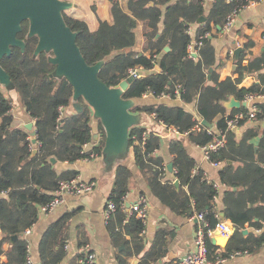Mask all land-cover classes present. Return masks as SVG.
<instances>
[{
	"label": "trees",
	"instance_id": "trees-1",
	"mask_svg": "<svg viewBox=\"0 0 264 264\" xmlns=\"http://www.w3.org/2000/svg\"><path fill=\"white\" fill-rule=\"evenodd\" d=\"M242 2L215 0L206 15L204 0H127L126 7L122 0H111L112 23L101 22L95 32H91L86 23L72 20L63 13L67 25L78 33L77 45L86 62L89 65L101 63L98 75L109 87L126 80L131 68L146 72L144 77L130 83L122 94L124 99H141L144 95L154 99L168 95L176 99V90L181 84L183 103H195L197 116L184 106L165 103L132 108V111L155 115L157 122L179 132L169 141L174 178H167L165 160L156 154L161 148V140L155 132L134 126L130 129L129 145L141 171L150 173L148 183L153 194L187 217L202 214L209 229H214L220 222L213 209L218 190L197 168L185 139L205 147L216 137H225L224 146L211 152L210 160L222 163L220 178L229 186L224 198L226 217L236 230L224 252L208 242V257L213 263L236 253L256 254L264 247V231L255 233L264 228V101L255 103L258 110L254 118L250 116L248 105L231 111L224 105L231 97L242 103L249 94L264 97V53L251 58L246 65L243 64L245 54H242L237 61L238 77L221 81L217 69L222 65H217L211 38L212 25L224 27L227 17ZM201 17H206L207 21L200 25L194 39L189 28ZM144 20H148L151 28L147 33L149 47L139 54L133 48L136 30ZM162 20L164 26L160 32ZM29 29L30 21H23L18 38L24 45L13 47L12 54L0 60L14 86V94L7 95L0 83V192L5 193L0 199V264H26L29 255L26 231L37 222L40 209L52 201L60 182L78 178V171L73 169L58 172L51 159L68 163L84 159L90 155V152H81L87 143H93L92 151L100 155L106 142L100 120V138L95 140L91 126L93 111L82 98L79 102L84 105V110L81 113L73 110V86L65 77L56 75V66L50 62L52 52L36 53L39 37L29 36ZM195 41L201 45L196 46L197 57L193 58L189 46ZM167 46L170 50L166 52ZM252 46L253 42L249 41L245 49ZM210 68L213 72L208 80ZM254 71L259 72L260 82L249 88L240 87L244 76ZM15 103L34 121L36 148L32 143V131L14 124ZM61 107L72 111L61 118ZM239 115H242L241 127L247 122L256 123L244 126L241 137L229 126V121ZM200 120H207L213 128L202 124L200 130L195 129ZM256 138H259L258 144L253 142ZM34 149L37 153L33 155ZM132 175L126 165L117 166L110 199L119 208L110 217L108 226L115 238L119 237L118 229L122 227L132 238L126 243L127 254L139 256L144 249L141 233L145 226L120 207L125 203ZM175 180L179 181V188L175 186ZM68 218L66 215L56 221L43 236L40 245L42 264H55L64 257L62 230ZM246 225L253 230L245 236L242 230ZM13 236L17 238L11 242ZM161 240L162 245L149 257H165L166 249L163 248L167 241ZM5 244H9L7 249ZM2 257L7 261H2Z\"/></svg>",
	"mask_w": 264,
	"mask_h": 264
},
{
	"label": "crops",
	"instance_id": "crops-1",
	"mask_svg": "<svg viewBox=\"0 0 264 264\" xmlns=\"http://www.w3.org/2000/svg\"><path fill=\"white\" fill-rule=\"evenodd\" d=\"M62 1L69 4V7L64 11L66 17L86 23L91 32L97 31L103 21L112 23L110 12L111 0ZM122 1L124 7H126L127 0ZM173 1L175 2L177 0ZM214 2L215 0H204L206 15L211 11ZM237 20H240L241 22L238 26H236ZM237 20L230 33L225 32L224 27L220 25H212L211 28V38L212 44L216 49L217 65H222V68L217 69L221 81L226 80L229 77H238V73L236 72L237 61L242 54H245L243 64L246 65L251 58L260 56L264 53V0L255 7L244 8L240 12ZM206 21L207 18L202 23H198L197 21V23L189 28V34L194 39L197 32L200 30V25ZM163 26L162 20L159 26L160 32H162ZM150 30L151 28L148 20L139 23L136 30V44L133 48L135 52L139 54L145 53L148 49L149 39L147 33ZM249 41L253 42V46L250 49H245V44ZM238 48L243 49L239 57L235 55V51ZM262 72H264V70ZM211 73L209 72L210 75ZM145 75L146 72L141 70V78ZM259 82V72L254 71L244 76L240 87L249 88L253 84ZM11 93L13 94L14 92L11 90ZM230 99L226 102H229ZM131 100L134 101V106H144L153 103L184 106L187 111L197 116L195 103L184 104L180 96L176 97V99H171L170 96L163 95L154 99V97L150 95H144L141 99ZM260 101H264V97H262ZM73 110L76 111L74 108ZM227 110L231 111L233 109L227 108ZM69 111H72L71 108H65V114L69 113ZM13 113L15 117L14 124L16 126L25 127L27 124L33 123L34 129V121L20 105L15 103ZM65 114L63 116H65ZM132 115L134 116L136 126L145 127L148 132L153 131L159 136L161 140V148L156 154L164 158L166 167L169 163H173V157L169 152V141L175 135H178L179 132H174L168 129L163 123L157 122L155 117L151 114L149 115L142 111H132ZM92 116L94 117V115ZM200 121L202 123L203 120ZM252 124L256 123L251 121L247 122L244 126L247 127ZM91 126L94 135H97L95 140H98L100 138L98 119L93 118ZM244 126L241 127L240 123L236 126L240 130V134H237L235 131L238 137H241L243 128H245ZM262 126H264V123H262ZM33 129L31 130L32 143L34 148H36L37 139L35 136V130ZM33 139H36V143L33 142ZM185 140L187 141L188 152L194 158L197 168L202 170L204 177L209 182H213L217 187L218 194L215 198V206L213 209L218 215L220 222L226 223L231 227L232 235L236 228L226 217L224 198L225 193L229 190V186L224 184L220 178L222 163H220L219 166L213 165V163L205 158L203 147L196 145L187 139ZM253 142L258 144L259 138L254 139ZM93 146V143H87L82 147L81 152H90V155L92 153L96 154L92 151ZM90 155L84 159L77 160L74 163L57 162V160L55 163L52 162L55 164L58 172L65 169L76 170L79 173L78 178L80 180L86 182L93 181L96 183V188L87 194L67 196L61 205L51 211H43L42 208L40 209L38 220L31 228V233H25L29 242V255L32 257L34 264H42L40 258V245L43 236L56 221L66 215H69V218L62 230L63 238L65 240L64 257L55 264H77L78 260L83 258V249L85 248L86 251H92L96 254V264H133L135 260H137L136 264H181L182 259L185 256L195 251V232L198 221L191 219L184 214L178 213L164 204L159 197L153 194L148 183L150 173H144L141 171L140 167L134 160L132 149L125 150L123 153L118 154L121 156L117 157L111 156L115 154H104V152L100 155L96 154L93 158H91ZM119 164L126 165L133 173L129 183V191L125 196V209L127 212L129 210L127 204L132 206L137 202L141 195H144L148 201L149 217L147 223L144 224L145 230L141 233L144 249L139 256L127 254L128 248L126 243L132 239L131 236L126 234L125 230L121 227L118 229L119 237L115 238L108 226L110 218L106 217L105 210L113 193V188L115 186V172ZM230 164H233V162H230ZM174 172L175 169L173 164V172L168 170L167 178H174ZM176 182H178V185ZM174 184L176 187H180L178 180H175ZM4 196L5 193L0 192V199ZM243 230H248L249 234L253 229L246 225V228ZM262 231H264V228L257 229L255 233L260 234ZM248 234L244 235L246 236ZM219 235L224 236L222 233ZM231 235L228 237L225 236L228 239L225 246L219 243L220 246L218 247L221 248L222 252L225 251ZM161 239L167 241L163 248L166 249L165 257L161 259L149 257V254L155 248L162 245ZM221 239L225 238L221 237ZM11 242H13L12 239ZM4 247L7 249L9 244H5ZM2 261L6 262V257H2ZM216 264H264V247L259 253L233 254V257L231 255L226 261Z\"/></svg>",
	"mask_w": 264,
	"mask_h": 264
},
{
	"label": "water",
	"instance_id": "water-1",
	"mask_svg": "<svg viewBox=\"0 0 264 264\" xmlns=\"http://www.w3.org/2000/svg\"><path fill=\"white\" fill-rule=\"evenodd\" d=\"M69 7V4L62 0H0V60L4 56L12 54L13 47H21L24 42L18 38L22 30V23L25 20L30 21L29 36L37 35L39 37L36 53L41 51L52 52L50 62L56 66V75L65 77L74 88L73 108L81 113L84 105L79 103L82 98L92 109L94 117L101 121L106 133V142L103 149L104 154H115L112 157L121 156L125 150H131L129 145L130 129L135 125V119L132 115L134 101L124 99L122 94L134 81L135 76H129L115 87H109L99 78V69L101 63L89 65L79 46L77 45L78 33L74 32L66 23L63 13ZM206 20L201 17L198 23ZM237 20V25H240ZM170 48L166 47L165 51ZM243 51L238 48L235 51L237 57ZM158 69V67H157ZM213 68L209 69L211 73ZM211 79V75H208ZM0 83L13 90L14 86L6 70L0 64ZM229 109L246 106L244 102L231 97L229 102L224 104ZM202 123L208 128L212 124L203 120ZM28 130L33 129V123L25 126ZM237 134H240L238 127L234 128ZM97 137V135H94ZM36 143V139H33ZM37 153L34 149L33 155ZM56 162L55 158L51 159ZM167 168L173 172V163H169ZM178 185V182H176ZM130 207V204H127ZM243 234H248V230H243ZM219 231L211 237L210 242L214 246H220L217 241ZM17 236L12 237L14 241ZM137 260L133 264H136Z\"/></svg>",
	"mask_w": 264,
	"mask_h": 264
},
{
	"label": "built area",
	"instance_id": "built-area-1",
	"mask_svg": "<svg viewBox=\"0 0 264 264\" xmlns=\"http://www.w3.org/2000/svg\"><path fill=\"white\" fill-rule=\"evenodd\" d=\"M238 0H226L228 3L236 2ZM242 4L239 3V5L232 11V13L227 17V20L224 25V30L227 33L232 32L236 20L240 14V12L247 7H255L257 6L262 0H243ZM201 45V43L195 42L192 45L189 46V52L191 57L196 58L197 57V50L196 46ZM130 76H135V78L141 77V69L131 68L129 70ZM181 88L182 85L180 84L176 90V95L180 96L181 94ZM263 96L255 95V94H249L245 98V103L250 107V116L252 118L255 117L257 112V107L255 106V103L262 99ZM65 114V108H60V117L62 118ZM155 117V115H153ZM242 120V115L237 116L235 120L229 121L230 127H236L239 125L240 121ZM201 121L197 124L195 129L200 130L201 129ZM166 126V125H165ZM174 132H177L175 129H170ZM225 143V137L218 136L216 137L211 143L203 147L205 151V158L207 160H210V153L217 151L219 148L224 146ZM85 153V152H84ZM96 154L92 153L90 155L91 158L95 157ZM215 166H219L220 163L217 162H211ZM198 172V169L195 170V173ZM96 188V183L86 182L82 181L79 178H74L70 180H63L60 182L58 190L55 192V196L52 199L51 202H49L47 205L42 207L43 211H51L57 206L61 205L67 196H79L83 194H87L91 191H93ZM124 200H126L124 198ZM121 208H126L125 203L120 205ZM119 208V206L112 200L109 199L107 206H106V217L110 218L116 210ZM129 215H134L136 218L140 219L143 224H146L149 217V209H148V201L147 198L144 195H141L137 202L129 207ZM191 219H195L198 221L197 229L195 232V251L191 252L187 256H185L182 259L181 264H216V263H222L226 261L227 258L218 259L216 263H213L209 260V249H208V242L210 241L211 237L215 235L217 231L222 233L224 236H230L232 233V229L230 226H228L226 223L220 222L216 225L214 229H209V224L206 222L204 216L202 214H196L191 217ZM31 229H28L26 231V234H30ZM67 247V246H66ZM84 256L83 258H80L78 260L77 264H96V254L92 251H86V248L83 249ZM241 253H236V255ZM233 257V255H232ZM26 264H34L33 259L30 255L27 256V262Z\"/></svg>",
	"mask_w": 264,
	"mask_h": 264
},
{
	"label": "rangeland",
	"instance_id": "rangeland-1",
	"mask_svg": "<svg viewBox=\"0 0 264 264\" xmlns=\"http://www.w3.org/2000/svg\"><path fill=\"white\" fill-rule=\"evenodd\" d=\"M50 55H51V54H50ZM51 56H52V55H51ZM51 56H50V57H51ZM52 57H53V56H52ZM8 87H11V85H10V86H4V88L6 89V90L4 89V91L7 93V95H10V94H12V93H11V91L8 90ZM12 91H13V90H12ZM13 94H14V93H13ZM92 115H94V114H92ZM93 118H95V117H92V120H93ZM224 238H225V239H224V242H223V243H224L223 246L226 245V242H227V240H228L227 237H224Z\"/></svg>",
	"mask_w": 264,
	"mask_h": 264
},
{
	"label": "bare ground",
	"instance_id": "bare-ground-1",
	"mask_svg": "<svg viewBox=\"0 0 264 264\" xmlns=\"http://www.w3.org/2000/svg\"><path fill=\"white\" fill-rule=\"evenodd\" d=\"M221 237H225V236H222V235H218L217 236V241H218V243H220V244H224L223 242H224V239H221Z\"/></svg>",
	"mask_w": 264,
	"mask_h": 264
}]
</instances>
